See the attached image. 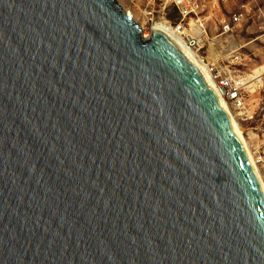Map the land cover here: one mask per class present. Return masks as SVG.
Instances as JSON below:
<instances>
[{"label":"water","instance_id":"1","mask_svg":"<svg viewBox=\"0 0 264 264\" xmlns=\"http://www.w3.org/2000/svg\"><path fill=\"white\" fill-rule=\"evenodd\" d=\"M116 0H0V264H264V192L203 73Z\"/></svg>","mask_w":264,"mask_h":264},{"label":"built area","instance_id":"2","mask_svg":"<svg viewBox=\"0 0 264 264\" xmlns=\"http://www.w3.org/2000/svg\"><path fill=\"white\" fill-rule=\"evenodd\" d=\"M158 2V9L153 7L146 11V22L151 28L156 21L164 24L173 30L182 40L196 53L198 58L206 65L213 80L218 86L222 96L229 103L230 107L237 111L243 120H252L256 110L252 108L247 98V91H257L253 82H248L243 76L235 75L229 67L232 64L241 63L242 53L239 46H226L223 49L221 61H210L204 53L205 47L210 43L209 19L223 4L233 0H155ZM253 7L251 1L241 2L230 13L229 17L220 21V33L218 36L232 35L235 28L243 25L251 16ZM156 11L160 15L156 16ZM174 12L175 16H169ZM146 29V27H145ZM225 41L228 38L225 37ZM227 62V63H226ZM253 148L254 162L257 165L264 180V147Z\"/></svg>","mask_w":264,"mask_h":264},{"label":"rangeland","instance_id":"3","mask_svg":"<svg viewBox=\"0 0 264 264\" xmlns=\"http://www.w3.org/2000/svg\"><path fill=\"white\" fill-rule=\"evenodd\" d=\"M124 8L134 12L138 23L146 27L148 33H152L149 22H146V11L155 7L158 9V2L155 0H118ZM251 1L253 10L251 16L242 26L235 28L232 35L218 36L220 33V21L222 18L229 17L230 13L241 2ZM156 16L160 15L156 11ZM169 16H175L170 12ZM210 43L206 45L204 53L208 55L210 61H221L223 49L230 46H239L242 53V62L232 64L229 69L235 75L243 77L253 73L257 68L263 72L261 82L256 85L257 91H247V98L252 108L256 110L255 117L252 120H243L237 114V111L231 107V110L239 122L243 134L247 139L251 150L259 145L264 147V0H233L230 3L223 4L221 9H217L209 19ZM225 37L228 41H225ZM227 49V48H226ZM214 54V55H213ZM227 63V62H226Z\"/></svg>","mask_w":264,"mask_h":264},{"label":"bare ground","instance_id":"4","mask_svg":"<svg viewBox=\"0 0 264 264\" xmlns=\"http://www.w3.org/2000/svg\"><path fill=\"white\" fill-rule=\"evenodd\" d=\"M118 4L121 5V7L127 12L129 13L133 20L135 22L138 23V19L136 18L134 12L130 9H126L123 7V5L116 0ZM140 25V27L143 29L142 31V38L143 39H148L150 37V33H148L144 27V25L142 23H138ZM156 32V33H161L164 35L169 36L170 38H172L174 41H176L181 47L182 49L188 54V56L193 60V62L196 64V66L200 69V71L203 73V75L205 76L206 80L208 81L209 85L211 86L212 90L214 91L215 95L217 96L218 100L220 101V103L222 104L223 108L225 109L238 137L240 138L241 143L244 146V149L249 157V160L251 162L252 168L261 184V187L263 189L264 192V180L263 177L257 167V165L254 162V154L251 150V147L247 141V139L245 138L242 128L239 124V122L237 121V119L235 118L231 107L229 105V103L226 101V99L222 96L220 90L218 89L217 84L215 83V81L213 80L208 68L206 67V65L198 58V56L196 55V53L182 40V38L180 36H178L176 33L173 32L172 29L168 28L164 22H160V21H156L153 26H152V33ZM224 53L226 51H223ZM214 55V54H213ZM261 68V67H260ZM260 68H257L253 71V73L249 74L248 76L244 77L246 79V81L248 82H253V85H257L259 82H261L262 79V70Z\"/></svg>","mask_w":264,"mask_h":264}]
</instances>
